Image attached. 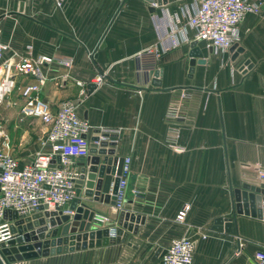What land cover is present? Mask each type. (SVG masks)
Segmentation results:
<instances>
[{"label":"crops","instance_id":"0c3cea01","mask_svg":"<svg viewBox=\"0 0 264 264\" xmlns=\"http://www.w3.org/2000/svg\"><path fill=\"white\" fill-rule=\"evenodd\" d=\"M195 1L0 0L8 45L1 65L14 67L25 57L41 55L73 59L71 67L57 62L42 66L47 80L40 96L53 109L63 100L82 98L79 111L94 127L90 149L100 148L95 137L109 133L115 155L131 158L123 211L146 218L124 242L26 264H159L158 249L181 233L195 242L193 264L259 263L264 220L234 217L231 187L264 183V0H247L259 4L261 12L245 15L236 48L213 50L190 77L195 31L189 18ZM148 49L158 52V76L141 71L142 63L154 61ZM100 75L103 81L89 91ZM34 81L32 74L16 75L12 93L19 112L21 88ZM183 88L194 98L179 121L187 149L177 152L165 143V113ZM25 118L30 125L13 138L12 152L21 164L43 149L48 130L40 119ZM96 155L90 151L74 158L73 166L80 171L81 163L89 165ZM88 199L95 213L110 216L112 227L130 223L121 222L122 211L113 204ZM185 205L189 210L179 223L176 217Z\"/></svg>","mask_w":264,"mask_h":264},{"label":"built area","instance_id":"2783aa9c","mask_svg":"<svg viewBox=\"0 0 264 264\" xmlns=\"http://www.w3.org/2000/svg\"><path fill=\"white\" fill-rule=\"evenodd\" d=\"M250 12L260 13V5L252 4L247 0H196L189 25L195 31V40L205 41L207 47H212L213 50L227 51L239 40V26L245 15ZM2 35L0 22V103L16 87V75L32 74L35 81L25 84L20 91L23 101L20 113L23 117L40 119L48 128L41 140L43 149L26 164H21L13 154L9 139L0 140V243H7L16 237L11 228L14 223L12 211L26 216L41 205L62 206L75 197L76 179L79 178L80 171L73 166V159L90 154V134L94 127L79 111L82 98L63 100L57 109H53L40 96L47 80L42 66L57 62L71 67L73 59L41 55L36 59L25 57L14 67L10 63L2 66L1 61L8 48ZM173 44L176 46L178 41L173 40ZM147 52L153 56L154 61L142 63L141 71L150 75V72L158 70L156 66L158 52L155 49H148ZM103 79L104 77L100 75L92 82L98 85ZM77 83L81 86L85 85L83 80H78ZM82 92L87 93L86 90ZM193 98L194 93L190 89H179L178 97L168 105L165 113L169 121L165 143L177 152H184L187 149L186 144L182 143L179 121L186 118L188 102ZM130 163L131 158L125 157L114 205L118 212L123 211L127 197ZM260 177L264 179V171L260 172ZM188 210L189 205H185L180 210L176 217L179 223H184ZM94 221L98 226L110 228L112 235H116L117 229L112 227L108 214L95 213ZM161 249L159 264H193L195 242L187 233L172 237L162 245ZM257 258L258 264H264V251L259 252ZM11 264H26V261Z\"/></svg>","mask_w":264,"mask_h":264},{"label":"water","instance_id":"95a60500","mask_svg":"<svg viewBox=\"0 0 264 264\" xmlns=\"http://www.w3.org/2000/svg\"><path fill=\"white\" fill-rule=\"evenodd\" d=\"M166 1L158 0V3ZM235 48L234 44L231 49ZM241 50L238 48V52ZM212 52L213 48L207 47L205 41L195 40L192 43L190 77L193 76L195 65L204 64ZM245 65L250 66V62L247 61ZM161 72L156 70L150 72V75L155 73L158 76ZM95 88L96 84L89 85V91ZM110 136L109 133H103L101 137H95L100 148H92L90 151L98 155L90 159L89 165L81 163L80 176L76 179V195L70 202L55 207L44 204L26 216L11 212L14 219L11 228L16 237L7 243H0V264L106 247L126 241L130 232L138 233L139 225L146 220L142 215L122 211L121 222L126 220L130 223H124V227L118 228L116 235H112L110 228L99 227L94 221L95 210L88 198L115 205L125 162V157L115 155V149L109 147L116 144L115 140L108 141ZM84 185L87 189L83 192ZM231 195L234 217L246 214L264 220V183L258 186L244 183L240 188L231 187ZM161 252L162 249H158L155 256Z\"/></svg>","mask_w":264,"mask_h":264},{"label":"rangeland","instance_id":"374dc122","mask_svg":"<svg viewBox=\"0 0 264 264\" xmlns=\"http://www.w3.org/2000/svg\"><path fill=\"white\" fill-rule=\"evenodd\" d=\"M12 94L11 92L6 99L0 103V131H2L0 140L3 138L9 139L12 150L14 151L13 138L22 134L25 130L24 126H28L30 123H27L25 121L26 118L19 112V102L13 100L15 94H13L14 96Z\"/></svg>","mask_w":264,"mask_h":264}]
</instances>
